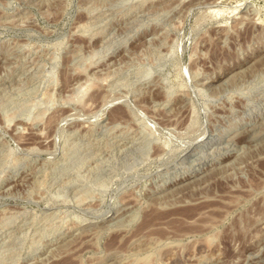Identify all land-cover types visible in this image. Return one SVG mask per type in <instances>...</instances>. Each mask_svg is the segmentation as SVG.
<instances>
[{"label": "rangeland", "instance_id": "obj_1", "mask_svg": "<svg viewBox=\"0 0 264 264\" xmlns=\"http://www.w3.org/2000/svg\"><path fill=\"white\" fill-rule=\"evenodd\" d=\"M194 263L264 264V0H0V264Z\"/></svg>", "mask_w": 264, "mask_h": 264}, {"label": "bare ground", "instance_id": "obj_2", "mask_svg": "<svg viewBox=\"0 0 264 264\" xmlns=\"http://www.w3.org/2000/svg\"><path fill=\"white\" fill-rule=\"evenodd\" d=\"M85 2H86V1H85ZM91 2H92V1H91ZM93 3H94V2H93ZM199 3H200V2H199ZM203 3L205 4V2H203ZM206 3H207V2H206ZM85 4H86V3H85ZM87 4H88V3H87ZM94 4H95V3H94ZM94 4H93V5H94ZM207 4H208V3H207ZM211 4H212V3H211ZM197 5H198V4H197ZM199 5H200V4H199ZM209 5H210V4H209ZM86 6H88V5H86ZM90 6H91V5H90ZM153 6H154V5H153ZM186 6H187V5H186ZM203 6H204V5H203ZM206 6H207V5H206ZM155 7H156V6H155ZM155 9H156V8H155ZM157 9H158V8H157ZM157 9H156V10H157ZM160 9H161V8H160ZM212 10H213V9H212ZM153 11H154V10H153ZM215 13H219V11H216V10H215ZM221 13H222V12H221ZM230 13H231V12H230ZM211 14H212V13H211ZM213 14H214V13H213ZM215 15H216V14H215ZM240 17H241V16H240ZM243 17H244V16H243ZM248 18H250V17H248ZM239 23H241V22H239ZM256 31H257V30H256ZM207 134H208V133H207ZM202 141H203V140H202ZM223 141H224V140H223ZM234 142H235V141H234ZM226 144H227V143H226ZM238 145H239V144H238ZM250 145H251V144H250ZM232 146H233V145H232ZM231 149H232V148H231ZM231 156H232V155H231ZM228 161H229V160H228ZM226 163H227V162H226ZM225 165H226V164H225ZM217 167H218V166H217ZM227 169H228V168H227ZM193 170H194V169H193ZM191 174H192V173H191ZM175 175H176V174H175ZM188 176H189V175H188ZM181 179H182V178H181ZM182 180H183V179H182ZM190 181H191V180H190ZM184 183H185V182H184ZM181 193H182V192H181ZM122 204H123V203H122ZM128 205H129V204H128ZM119 211H120V210H119ZM127 213H128V212H127ZM125 215H126V214H125ZM118 221H119V220H118ZM111 225H112V224H111ZM113 225H114V224H113ZM109 226H110V225H109ZM109 226H108V227H109ZM148 245H149V244H148ZM139 248H140V247H139ZM131 252H132V251H131ZM210 256H211V255H210ZM192 258H193V257H192ZM192 258H191L190 260H192ZM196 258H197V257H196ZM194 260H195V259H194ZM200 261H201V260H200ZM200 261H199V262H200ZM194 264H195V263H194Z\"/></svg>", "mask_w": 264, "mask_h": 264}]
</instances>
